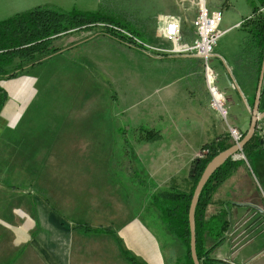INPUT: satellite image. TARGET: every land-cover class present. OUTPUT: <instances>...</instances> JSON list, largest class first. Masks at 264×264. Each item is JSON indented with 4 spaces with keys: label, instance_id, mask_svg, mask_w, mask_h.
Here are the masks:
<instances>
[{
    "label": "crops",
    "instance_id": "crops-1",
    "mask_svg": "<svg viewBox=\"0 0 264 264\" xmlns=\"http://www.w3.org/2000/svg\"><path fill=\"white\" fill-rule=\"evenodd\" d=\"M151 1V8L144 4L142 32L145 39L147 35L149 39L159 40L157 34L162 37L167 18L174 17L180 26V43H191L196 4L191 0ZM38 2L0 0V14L3 10L15 14L38 6ZM206 8L222 11L220 29L224 31L209 60L218 75L216 84L224 99L227 119L220 133L213 135L215 140L227 132V125L246 132L254 112L264 111L261 109L264 101L260 95L255 108L258 48L247 26L243 25L246 19L254 20L258 15H252L250 0H206ZM258 13L264 19V7H260ZM100 36L105 35L84 34L72 47L40 67L39 73L27 72L32 79L31 88L46 82L54 90L52 96L58 97L54 115L49 120L57 139L37 150L42 153L41 157L32 156L31 164L28 158L23 162L21 155L11 151L19 147L20 136L16 132H0V152L5 151L4 161L16 168L1 166L0 162L1 168L6 170L0 176V264H130L127 256L143 264H171L168 250L160 242V233H156L160 232V221L150 204V195L158 188L170 186L186 190L192 160L199 156L203 144L213 140L193 142L190 132H162L160 128L166 131L168 127L160 124L158 130L142 129L153 130L157 138L152 141L138 138L148 149L139 171L134 170L132 161H126L125 155L122 157L124 146L131 147L126 139L123 147H117L119 154L113 156L112 138L118 119L113 111L120 102L119 88L109 87L112 106L106 113L109 104L102 95L103 85L95 81L92 73L95 69L85 57L91 55L84 54L79 61L77 59L79 63L65 59L71 58L66 55L67 51L83 50ZM163 42L164 48H159L170 50L171 42L165 39ZM135 50L146 57L144 52ZM174 53L177 55L160 56L158 65L144 67L143 73L148 79L155 77L158 81H146L142 96L156 100L160 121H201L196 126L203 129L209 117L219 116L210 109L205 83L199 81L202 60L193 54ZM172 57L190 63L195 61L198 65L176 66L171 62ZM263 86L264 77L261 89ZM73 88L78 90L76 97H71ZM4 89L9 103L8 91ZM110 89L115 93V101L110 98ZM5 104L0 117L6 125L17 121L20 109L18 112ZM257 125L264 128V118L259 119ZM258 133L256 130L255 134ZM71 139H77L76 143H71ZM61 140H65V144H59ZM150 149L155 151L150 152ZM8 156L9 161H6ZM22 163L30 168H22ZM19 168V180L17 173L14 177L9 175L10 170ZM144 178L148 179L149 188ZM235 204L230 207L226 239L213 254L232 264H264V210ZM148 215L152 222L147 219ZM76 223L106 232H83L73 228ZM163 235L166 236L164 227Z\"/></svg>",
    "mask_w": 264,
    "mask_h": 264
},
{
    "label": "rangeland",
    "instance_id": "rangeland-1",
    "mask_svg": "<svg viewBox=\"0 0 264 264\" xmlns=\"http://www.w3.org/2000/svg\"><path fill=\"white\" fill-rule=\"evenodd\" d=\"M99 2L102 4H110L113 7L129 12L140 22L142 30L145 19L144 4L145 6L147 4L149 8L153 7V2H149V0H39L38 5L50 3L49 5L64 10L78 8L81 10L93 11L99 6ZM11 13L12 12L10 10H3L0 14V19L2 20L13 15ZM90 33H96V30L86 33L74 32L67 36H61L54 42V45L67 49V47H72L70 46L71 44L73 45L78 42V38H80V36ZM157 37L159 40H153L149 39L146 35L147 40L144 42L153 48H164V46L161 45L164 44L163 37L158 34ZM72 39L74 40L70 41ZM117 42V40L108 36H100L94 41L91 40L86 47H83V50L75 48L73 51H67L66 55L71 58H65L67 60L73 59L74 62H78L84 54L91 55H87L85 57L91 61L89 64L91 65L92 63L93 68L95 69V72H92L94 74L93 77L95 78V81L103 85L102 95L109 104L106 105V113H108V109L112 106L108 97L109 87L113 86L115 89L119 88L120 102L116 106L115 111H113L115 117L119 119H117L116 126L114 127L115 134H113L112 138V145H114V151L112 153L113 156H117L119 154L120 151L118 152L119 148L117 147H123L126 139L131 147L128 145L124 146L125 150L123 151H125V153L122 157L125 155L126 161H132L135 165L134 170L139 171V164L140 166L142 165L141 161H143V154L144 152H148L146 145L138 140L139 136L144 133L142 129L145 127H152L153 129L158 130V126L160 124L163 126L167 124V130L164 131V129L160 128V131L179 133L190 132L192 134V138L194 136L193 142L198 140L200 141L202 139H208V141H211L213 140V135L220 133L221 125H226L227 119L222 120L220 118L215 119L209 117V121H207V125L203 129L196 126L197 124H201V121L196 122L186 120L177 123L174 121H160L157 117V110L155 109L157 108V103L155 104L156 100H154L153 97L147 98L142 96V88L145 86V82L149 80L143 73L144 67H147L148 64L152 67L158 65V59H162V57L166 58L168 55H177L176 53L173 52L163 54L162 52L156 53L150 50V52H144L146 54V57H144L137 53L134 47ZM94 44H96L97 47ZM172 48L173 46H171V49ZM64 52L65 51L62 53ZM171 62L176 66L192 65L194 67L198 65L195 61H192L191 63L185 62L183 59L178 57H172ZM39 69L40 67H34L28 73H39L41 70ZM199 70V81L203 82V72L201 68H199ZM28 73H24L20 77L2 79L0 81V84L7 89L10 97L9 103L7 101L5 104L7 108L13 106L14 109L18 110V112L20 109V115L15 122L12 121L5 125L1 120L3 117H0V132H16L20 136L19 147L16 146V148L11 151L21 155L23 162L27 158L30 159L31 164L32 156H42V153L37 152L39 148H45L50 142L57 139V132H52V129L50 128L51 121L49 120L50 118L52 119L51 116L54 115V111L58 104V97L56 94L55 97L52 96V91L54 90L50 89L51 86L48 87L46 82H44L45 85L37 84L38 87L31 88L30 83L32 79H30V75ZM42 74L44 75V73ZM150 80L151 82L154 80V83L158 81L155 77L150 78ZM16 82L17 85H15ZM132 84H134L135 87L132 86ZM81 87L82 86H80V88ZM75 89L76 88H73L71 90V97L77 96L78 90ZM149 99L150 103L148 104ZM74 141L76 143L77 139H74ZM74 141L71 139V143ZM65 142V140H61L59 144H65ZM153 144L155 145L157 143ZM147 146H149V144H147ZM151 151L153 152L155 150L150 149V152ZM201 155L202 153L200 152L198 157ZM4 156L5 151L0 152V162H2L1 166L6 165L15 168L12 163H6L4 161ZM9 157L10 156L6 158V161H9ZM241 160L243 161L240 162L241 164L238 165L231 176L219 186V189L215 192L213 200H230L234 203L246 204L256 208L260 207L259 209H261L264 206V145L251 151H245L244 159L242 158ZM22 165V168H30L27 167L28 164L26 163H22ZM1 166L0 176H3L6 170L1 168ZM10 172L11 173L9 175L13 177L15 176L14 174L17 173V180L21 177L19 176L20 168L15 171L10 170ZM144 179L146 181V188H149L150 183L148 182V179ZM18 184L19 182H17L16 185ZM146 217L150 222L153 221L150 215ZM159 228L160 232L156 233H160V242L168 250V256L169 258L171 257V264H173L174 259H176L179 255L182 247L176 239L167 233V231L166 236L163 235V225L160 223ZM258 260L262 261L263 259H257L256 261Z\"/></svg>",
    "mask_w": 264,
    "mask_h": 264
},
{
    "label": "trees",
    "instance_id": "trees-1",
    "mask_svg": "<svg viewBox=\"0 0 264 264\" xmlns=\"http://www.w3.org/2000/svg\"><path fill=\"white\" fill-rule=\"evenodd\" d=\"M250 5L252 15H258L254 20L246 19L243 25L247 26L251 40L258 48L256 65L258 81L264 53V19L258 12L260 7H264V0H250ZM92 30L144 52L141 45L136 42L146 41L141 24L125 10L101 2L93 11L78 8L64 10L51 5H38L0 20V81L18 77L34 67H43L59 56L66 48L55 46L54 42L61 36ZM110 98L112 101L116 100L112 89ZM6 100V90L0 84V111ZM261 101H264V86L261 89ZM261 109L264 110V104L261 105ZM143 132L139 136L140 140L152 141L157 138L156 132L151 129H145ZM244 135L245 132H242V137ZM263 136L261 133L254 134L243 147L242 154L245 156V151L264 145ZM233 144L234 141L228 132L203 144L200 150L201 153L204 151V154L191 162L189 185L186 190L170 186L158 188L151 193L150 204L156 210L160 224L182 247L173 264H193L189 249L188 221L192 194L209 161ZM239 161L243 160L228 158L208 178L199 195L194 211L195 252L199 264H232L216 258L213 251L226 239L230 229V207L236 204L230 200L214 201L213 197L218 187L236 170ZM262 209L264 210V206ZM73 228L83 232H106L103 229H92L84 223H76ZM127 259L130 264H143L129 256Z\"/></svg>",
    "mask_w": 264,
    "mask_h": 264
},
{
    "label": "built area",
    "instance_id": "built-area-1",
    "mask_svg": "<svg viewBox=\"0 0 264 264\" xmlns=\"http://www.w3.org/2000/svg\"><path fill=\"white\" fill-rule=\"evenodd\" d=\"M191 2L197 6V13L192 21L193 40L191 43H180V26L174 17L167 18L164 30L162 31L163 39L170 41L173 46L171 50L153 48L146 43H141L139 40H136V42L141 45L144 52L152 50L156 53L177 52L198 56L202 60L203 78L209 95V107L217 112L220 119L226 120L224 99L216 84L218 75L209 63L214 47L224 33L220 29L222 11L219 9L209 11L206 8V0H191ZM256 130L264 135V128L262 126L257 125ZM227 132L234 143L238 142L242 137V132L236 127L228 125ZM202 154H204V151ZM232 158V160H241L244 158V155L240 152Z\"/></svg>",
    "mask_w": 264,
    "mask_h": 264
},
{
    "label": "water",
    "instance_id": "water-1",
    "mask_svg": "<svg viewBox=\"0 0 264 264\" xmlns=\"http://www.w3.org/2000/svg\"><path fill=\"white\" fill-rule=\"evenodd\" d=\"M264 77V53H263V61L261 65V70L259 74L258 79V86L255 96V108H257L260 95H261V86L263 82ZM228 82L230 83L229 77H227ZM256 110V109H255ZM257 111V110H256ZM256 111L254 112L253 117L251 118L250 125L248 130L245 132L244 137H242L238 142L234 143L232 146L227 148L226 150L220 152L216 156H214L209 163L204 168L195 188L192 194L190 206H189V212H188V221H189V230H190V242H189V249H190V255L191 259L193 261V264H199V261L196 256L195 252V220H194V211L195 207L199 198V195L201 193V190L205 183L207 182L208 178L214 173L216 169H218L228 158L231 160L232 157L242 152L243 147L250 141V139L254 136L258 120L261 118H264V111L261 114H256ZM263 142H264V136H263ZM244 159V158H243ZM238 205H245L246 204H238ZM252 207V206H250ZM256 208V207H253Z\"/></svg>",
    "mask_w": 264,
    "mask_h": 264
}]
</instances>
